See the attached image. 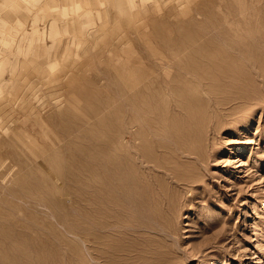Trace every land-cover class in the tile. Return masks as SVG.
<instances>
[{
	"label": "rangeland",
	"instance_id": "rangeland-1",
	"mask_svg": "<svg viewBox=\"0 0 264 264\" xmlns=\"http://www.w3.org/2000/svg\"><path fill=\"white\" fill-rule=\"evenodd\" d=\"M0 264H264V0H0Z\"/></svg>",
	"mask_w": 264,
	"mask_h": 264
},
{
	"label": "bare ground",
	"instance_id": "bare-ground-1",
	"mask_svg": "<svg viewBox=\"0 0 264 264\" xmlns=\"http://www.w3.org/2000/svg\"><path fill=\"white\" fill-rule=\"evenodd\" d=\"M130 2V1H129ZM128 2V3H129ZM92 9H94V8H92ZM100 12V11H99ZM164 58H166V57H164ZM167 59H169V58H167ZM127 63V62H126ZM127 65V64H126ZM226 75H228V74H226ZM181 77V76H180ZM147 78V77H146ZM188 108V107H187ZM140 141V140H139ZM155 182V181H154ZM153 185H154V183H153ZM93 222H95V221H93ZM163 234V233H162ZM163 238H164V236H163ZM92 239H93V237H92ZM114 248V247H113ZM117 250V249H116ZM103 254V253H102ZM105 255V254H104ZM98 256H99V254H98ZM107 257V256H106ZM123 258V257H122ZM124 259H126V258H124Z\"/></svg>",
	"mask_w": 264,
	"mask_h": 264
}]
</instances>
